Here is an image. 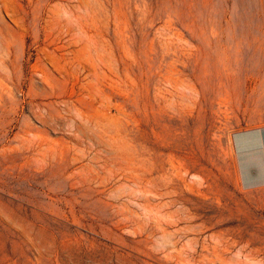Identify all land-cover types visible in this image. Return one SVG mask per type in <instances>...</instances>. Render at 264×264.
I'll return each mask as SVG.
<instances>
[{
	"label": "rangeland",
	"instance_id": "rangeland-1",
	"mask_svg": "<svg viewBox=\"0 0 264 264\" xmlns=\"http://www.w3.org/2000/svg\"><path fill=\"white\" fill-rule=\"evenodd\" d=\"M264 0H0V264H264Z\"/></svg>",
	"mask_w": 264,
	"mask_h": 264
},
{
	"label": "crops",
	"instance_id": "crops-1",
	"mask_svg": "<svg viewBox=\"0 0 264 264\" xmlns=\"http://www.w3.org/2000/svg\"><path fill=\"white\" fill-rule=\"evenodd\" d=\"M233 166L240 186H264V125L240 128L231 134Z\"/></svg>",
	"mask_w": 264,
	"mask_h": 264
}]
</instances>
